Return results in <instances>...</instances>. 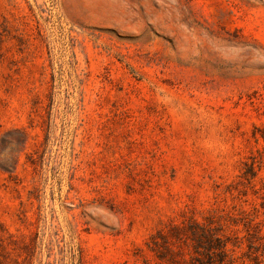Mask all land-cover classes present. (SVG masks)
Here are the masks:
<instances>
[{
    "label": "rangeland",
    "instance_id": "obj_1",
    "mask_svg": "<svg viewBox=\"0 0 264 264\" xmlns=\"http://www.w3.org/2000/svg\"><path fill=\"white\" fill-rule=\"evenodd\" d=\"M263 125L264 0H0V264H264Z\"/></svg>",
    "mask_w": 264,
    "mask_h": 264
},
{
    "label": "trees",
    "instance_id": "obj_2",
    "mask_svg": "<svg viewBox=\"0 0 264 264\" xmlns=\"http://www.w3.org/2000/svg\"><path fill=\"white\" fill-rule=\"evenodd\" d=\"M257 131H258L259 137H261L264 141V125L262 128H257ZM249 173L252 176L255 175V172L253 170H250ZM191 233H192L191 234L192 239L202 245V250H198L196 248V251L201 256H193L191 263L192 264H217L216 256L219 254L221 255L225 254L226 243H223L222 240L216 237H211V235L206 233L204 230L198 232L196 231L195 228H193ZM250 248L253 250V247L250 246ZM252 250H249L248 253L246 252V255L249 259L253 260L254 263H257V252H254Z\"/></svg>",
    "mask_w": 264,
    "mask_h": 264
}]
</instances>
